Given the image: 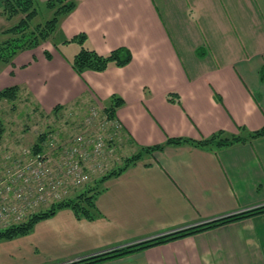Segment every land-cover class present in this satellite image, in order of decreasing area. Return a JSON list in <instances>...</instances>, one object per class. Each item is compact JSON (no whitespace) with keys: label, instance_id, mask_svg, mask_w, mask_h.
<instances>
[{"label":"crops","instance_id":"obj_1","mask_svg":"<svg viewBox=\"0 0 264 264\" xmlns=\"http://www.w3.org/2000/svg\"><path fill=\"white\" fill-rule=\"evenodd\" d=\"M75 1L52 37L0 65V90L19 85L27 108L82 119L120 98L118 153L166 145L105 182L99 217L60 209L1 240L0 264H66L264 205V135L219 148L167 143L264 126V0ZM81 33L100 53L127 47L131 61L79 73ZM97 264H264V213Z\"/></svg>","mask_w":264,"mask_h":264},{"label":"trees","instance_id":"obj_2","mask_svg":"<svg viewBox=\"0 0 264 264\" xmlns=\"http://www.w3.org/2000/svg\"><path fill=\"white\" fill-rule=\"evenodd\" d=\"M41 6L49 10L50 17L45 21L34 22L40 12ZM75 7V0H5L2 9L3 15L9 20L15 17H18V20L12 25L0 30V65L11 63L18 52L36 47L52 37L58 28L60 20ZM72 39L77 40L81 46L79 51L71 59L73 67L79 73L89 69L102 71L111 65H125L130 62L133 57L130 49L124 46L113 49L108 53H100L87 44V36L85 33L77 34ZM46 53L49 57L51 56L48 51ZM20 93L21 87L19 85L9 86L0 90V99H6L12 102V107L15 108ZM122 101V99L114 97L110 105L105 107L110 116H116L117 108ZM57 109H59V106L56 108V111ZM0 129L1 133L3 131L2 127H0ZM219 135L221 134L202 140H191L182 137L169 138L167 143L181 144L190 142L196 146L219 148L264 135V126L248 136L232 135L229 137H222ZM43 139L44 134L42 133L38 138L37 144H35L36 149H41L40 143ZM165 145L160 144L142 147L138 152L126 157L123 166L114 168L110 172L95 179L94 184L84 186L74 196L55 202L47 209L43 208L31 214L22 222L1 227L0 241L29 234L37 222L55 215L63 208L72 209L79 219H96L101 215L96 200L97 196L105 189V182L111 177L121 174L132 164L142 160L146 154H153L156 150H161ZM261 213H264V205L220 217L203 224L190 226L140 242L124 245L66 264H97Z\"/></svg>","mask_w":264,"mask_h":264},{"label":"built area","instance_id":"obj_3","mask_svg":"<svg viewBox=\"0 0 264 264\" xmlns=\"http://www.w3.org/2000/svg\"><path fill=\"white\" fill-rule=\"evenodd\" d=\"M122 131L116 116L93 106L83 118L81 131L70 140L59 144L54 134L46 133L41 149L26 147L9 154L10 165H0V225L71 197L92 171L107 169L108 158L115 157L124 142ZM48 143L52 150L44 147Z\"/></svg>","mask_w":264,"mask_h":264},{"label":"rangeland","instance_id":"obj_4","mask_svg":"<svg viewBox=\"0 0 264 264\" xmlns=\"http://www.w3.org/2000/svg\"><path fill=\"white\" fill-rule=\"evenodd\" d=\"M156 3L159 5L160 0H156ZM49 17V10L44 6H41L40 12L35 18L34 22L45 21ZM17 20L18 17L9 20L4 16H0V29L2 27L5 28L12 25ZM59 39L61 38L56 36L54 40L55 42H59ZM27 104L28 103L24 99H21L16 102V107L14 108L12 107V102L6 99H0V127H2L3 130L0 133V165L2 166L10 165L8 163L9 154H15L26 147H34L35 144H37L40 134L42 133L44 135L46 133L54 134L53 136L55 140L57 139L58 143L60 144L70 140L75 134H78L81 131L83 119L80 115H71L70 112H60L55 116H46L43 112H40L39 110H34L30 106L27 108ZM125 142L126 140H124L123 143ZM122 145L123 144H121V146ZM44 147H49L50 150H52V145L50 143L46 144ZM128 155L129 154L118 153L115 154V157L113 158L109 157L108 162L110 163V165L107 167V169L92 171L91 175L89 174L90 179L83 186L77 188L78 190L74 192L72 196H74L84 186L88 184H94L95 179L110 172L114 168L123 166L125 158L128 157ZM52 204L53 203L51 202L48 204H43L37 211L43 208L47 209ZM31 214H29L26 218L22 220L13 221L10 224L22 222L26 220Z\"/></svg>","mask_w":264,"mask_h":264}]
</instances>
